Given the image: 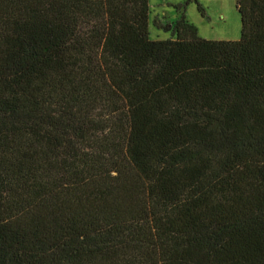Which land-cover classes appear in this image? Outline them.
<instances>
[{"label": "trees", "instance_id": "trees-1", "mask_svg": "<svg viewBox=\"0 0 264 264\" xmlns=\"http://www.w3.org/2000/svg\"><path fill=\"white\" fill-rule=\"evenodd\" d=\"M236 8L239 40H153L149 0H0V264H264V0Z\"/></svg>", "mask_w": 264, "mask_h": 264}, {"label": "rangeland", "instance_id": "rangeland-1", "mask_svg": "<svg viewBox=\"0 0 264 264\" xmlns=\"http://www.w3.org/2000/svg\"><path fill=\"white\" fill-rule=\"evenodd\" d=\"M150 38L166 40L171 37L154 25L155 20L173 23L182 15L197 28L199 37L213 41H235L241 37V16L236 0H149ZM198 5L203 12L198 10ZM183 6L185 9H176Z\"/></svg>", "mask_w": 264, "mask_h": 264}, {"label": "crops", "instance_id": "crops-1", "mask_svg": "<svg viewBox=\"0 0 264 264\" xmlns=\"http://www.w3.org/2000/svg\"><path fill=\"white\" fill-rule=\"evenodd\" d=\"M150 5V4H149Z\"/></svg>", "mask_w": 264, "mask_h": 264}]
</instances>
